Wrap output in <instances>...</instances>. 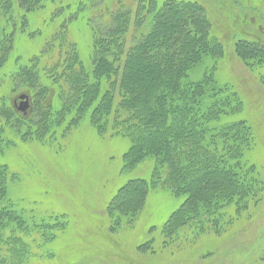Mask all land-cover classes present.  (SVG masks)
<instances>
[{"label": "trees", "instance_id": "obj_1", "mask_svg": "<svg viewBox=\"0 0 264 264\" xmlns=\"http://www.w3.org/2000/svg\"><path fill=\"white\" fill-rule=\"evenodd\" d=\"M42 1L18 0V7L33 11ZM131 1L82 0L63 5L71 20L80 10L96 7L81 15L92 25L90 61L85 64L64 31L46 38L28 60H10L13 0H0V156L14 136L44 140L88 111L100 133L110 130L127 139L126 170L153 160L149 179L129 178L111 199L107 211L113 230L131 225L148 190L157 187L185 196L163 224L166 237L193 229L198 234L220 230L216 223L220 217L223 220V211L219 210L246 207L248 198L264 185L254 164L245 159L254 145L252 127L244 119H232L242 112V101L212 76L215 63L207 64L222 56V43L211 32L205 8L196 1L164 0L156 7L154 0H138L135 9ZM59 2L54 3L56 9L62 8ZM177 24L179 32L170 38L169 30ZM191 44H196L193 51L199 56L192 68L183 61ZM259 47L264 44L240 39L235 50L248 66L262 68L264 86V62L252 53ZM150 56L156 59L149 71L144 61ZM201 68L204 89L200 79L189 78L190 71L196 74ZM197 86L201 93L194 97L191 92ZM17 87L28 89L18 95H31L26 112L16 108L15 99L7 101L8 92ZM50 94V100L45 99ZM231 162L241 165L240 176L233 177ZM9 177L4 161L0 164V264H57L53 246L65 223L55 216H36L13 202L7 194ZM210 184H217L216 190L202 195Z\"/></svg>", "mask_w": 264, "mask_h": 264}, {"label": "rangeland", "instance_id": "obj_2", "mask_svg": "<svg viewBox=\"0 0 264 264\" xmlns=\"http://www.w3.org/2000/svg\"><path fill=\"white\" fill-rule=\"evenodd\" d=\"M55 1L59 0H43V6L40 3L35 10L28 11L20 9L18 0H13L10 12L15 34L10 60H28L40 51L46 38L64 31L68 40L75 43L83 63L90 61L92 25L81 15L92 13L96 7L80 10L76 19L71 20L63 5L66 1L73 4L82 0H60L61 9H56ZM154 1L157 7L164 0ZM191 1L203 5L212 34L222 43V56L207 64L215 63L212 76L233 89L242 101V112L232 119H244L252 127L254 145L247 150L245 159L254 164L257 178L264 183L263 71L248 66L235 50L240 39L264 44V0ZM131 2L135 9L138 0ZM178 28L177 24L169 30L170 38L178 34ZM195 45H190L187 50L191 53L183 60L192 65L190 68L199 59L193 51ZM252 53L264 62L263 47L254 48ZM155 59V56L145 59L146 70H151L149 64ZM204 70L189 73L191 81L200 79L199 86L203 89ZM145 80L148 84L152 82ZM199 86L191 92L194 97L201 93ZM24 90L28 89L11 90L7 101L17 102L18 93ZM51 97L52 94L45 99ZM128 148L126 138L110 130L100 133L88 111L75 124L63 125L44 140L14 136L4 146L0 164L5 161L9 168L7 194L11 200L36 216H55L61 224L65 223L53 246L57 264H264V185L254 197L248 198L246 207L229 205L219 210L223 211V220L220 217L216 223L220 230L206 229L198 234L193 229L166 237L162 234L163 224L185 196L176 197L169 189L159 187L148 190L131 225L113 230L107 211L111 199L126 180L149 179L153 169V160L148 158L126 170L123 156ZM231 163L236 172L233 177L240 176L239 162ZM216 174L215 180L219 173ZM216 187L217 184L206 186L202 195L213 194Z\"/></svg>", "mask_w": 264, "mask_h": 264}, {"label": "water", "instance_id": "obj_3", "mask_svg": "<svg viewBox=\"0 0 264 264\" xmlns=\"http://www.w3.org/2000/svg\"><path fill=\"white\" fill-rule=\"evenodd\" d=\"M17 99H19L17 109L19 111L26 112V110L29 108V97L27 96V94L21 93L17 96Z\"/></svg>", "mask_w": 264, "mask_h": 264}, {"label": "flooded vegetation", "instance_id": "obj_4", "mask_svg": "<svg viewBox=\"0 0 264 264\" xmlns=\"http://www.w3.org/2000/svg\"><path fill=\"white\" fill-rule=\"evenodd\" d=\"M19 101L15 102V105L18 104Z\"/></svg>", "mask_w": 264, "mask_h": 264}, {"label": "bare ground", "instance_id": "obj_5", "mask_svg": "<svg viewBox=\"0 0 264 264\" xmlns=\"http://www.w3.org/2000/svg\"><path fill=\"white\" fill-rule=\"evenodd\" d=\"M198 81V80H197ZM226 169H228V168H226Z\"/></svg>", "mask_w": 264, "mask_h": 264}]
</instances>
